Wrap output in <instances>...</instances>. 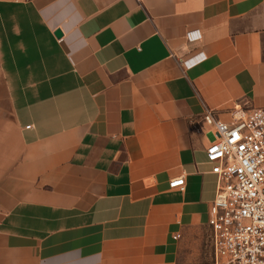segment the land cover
Here are the masks:
<instances>
[{"label":"crops","instance_id":"crops-1","mask_svg":"<svg viewBox=\"0 0 264 264\" xmlns=\"http://www.w3.org/2000/svg\"><path fill=\"white\" fill-rule=\"evenodd\" d=\"M236 103L264 0H0V264H212L203 115Z\"/></svg>","mask_w":264,"mask_h":264},{"label":"built area","instance_id":"built-area-1","mask_svg":"<svg viewBox=\"0 0 264 264\" xmlns=\"http://www.w3.org/2000/svg\"><path fill=\"white\" fill-rule=\"evenodd\" d=\"M203 120L212 128L205 151L217 177L208 216L212 264H264V108L236 103L229 122L209 110ZM184 185V175L169 181Z\"/></svg>","mask_w":264,"mask_h":264},{"label":"water","instance_id":"water-1","mask_svg":"<svg viewBox=\"0 0 264 264\" xmlns=\"http://www.w3.org/2000/svg\"><path fill=\"white\" fill-rule=\"evenodd\" d=\"M55 35H56V36H60V35H61V31H60L59 29H57V30L55 31Z\"/></svg>","mask_w":264,"mask_h":264}]
</instances>
